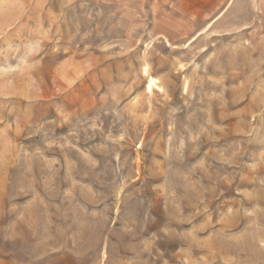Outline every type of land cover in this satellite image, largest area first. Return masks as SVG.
Returning a JSON list of instances; mask_svg holds the SVG:
<instances>
[{
	"label": "rangeland",
	"instance_id": "1",
	"mask_svg": "<svg viewBox=\"0 0 264 264\" xmlns=\"http://www.w3.org/2000/svg\"><path fill=\"white\" fill-rule=\"evenodd\" d=\"M0 264H264V0H0Z\"/></svg>",
	"mask_w": 264,
	"mask_h": 264
},
{
	"label": "bare ground",
	"instance_id": "2",
	"mask_svg": "<svg viewBox=\"0 0 264 264\" xmlns=\"http://www.w3.org/2000/svg\"><path fill=\"white\" fill-rule=\"evenodd\" d=\"M151 85V84H150ZM148 89H150V86H148Z\"/></svg>",
	"mask_w": 264,
	"mask_h": 264
}]
</instances>
